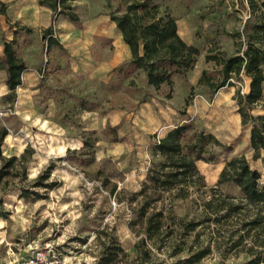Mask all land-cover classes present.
I'll list each match as a JSON object with an SVG mask.
<instances>
[{
  "label": "rangeland",
  "instance_id": "1",
  "mask_svg": "<svg viewBox=\"0 0 264 264\" xmlns=\"http://www.w3.org/2000/svg\"><path fill=\"white\" fill-rule=\"evenodd\" d=\"M154 1L170 12L175 7L180 18L187 15L186 21L196 28V47L204 59L208 51L227 55L219 50L228 44L224 34H235L231 37L237 47L255 22L264 19L258 12L246 17L248 13L242 11L245 0ZM4 3L5 15H0V127L7 129V135L1 151L4 156H19L29 145L34 154L26 164V180L19 182L16 178L3 196V206L10 214L0 217V264H22L30 248L45 247L57 253L62 264H184L188 256L204 246L207 233L204 227L183 232L184 222L200 218V199L195 200L199 198L195 189H189L190 197L180 199L173 197L180 193V186L168 192L150 180L163 162L154 152V144L149 147L144 168L139 170L143 173L141 179L127 181L128 173L137 170L136 152L125 146L130 136L118 135L109 126L100 133L87 127L97 122L100 114L115 108L128 105L134 110L136 100H144L149 92L168 99L171 86L150 89L137 98L135 94L140 90L136 89V75L132 74L135 67L130 60L109 71L99 67L105 57L101 48L106 47L99 33L116 30L105 0L69 1L78 15L75 22L64 14L54 15L38 0ZM47 27L58 44L47 46ZM226 27L232 28L230 33H224ZM74 32L87 34L89 44L84 45L85 39L71 40ZM242 33L243 39L237 37ZM12 39L28 77L24 87L8 97L2 45L3 40ZM59 40L79 44L71 50ZM205 71V77L180 105V124L188 125L181 145L185 149L200 131L211 133L230 150L220 152L207 144L218 155L216 161L204 162L209 169L243 154L259 171V184L264 185V152L250 147V124L241 126L233 99L236 88L245 93L246 78H232L234 86H228L232 93L218 94V90L210 92L205 82L221 80L220 67L212 62ZM248 111L252 116L264 115V96ZM103 139L118 144L117 148L125 139L126 149L119 158L106 152L97 158L96 142ZM78 141L81 145L76 147ZM49 164L53 165L49 180L55 185L47 190L33 189L36 195L20 197V187L30 186ZM200 172L207 186L215 184L216 177L210 179L208 171ZM219 188L225 194L239 195L231 186ZM195 232L202 233L200 242L194 239ZM246 261L242 253L222 255L211 249L192 264Z\"/></svg>",
  "mask_w": 264,
  "mask_h": 264
},
{
  "label": "trees",
  "instance_id": "2",
  "mask_svg": "<svg viewBox=\"0 0 264 264\" xmlns=\"http://www.w3.org/2000/svg\"><path fill=\"white\" fill-rule=\"evenodd\" d=\"M69 1L71 0H38V4L48 6L54 15L64 14L70 21H78V15L72 11ZM246 2L250 15L258 12L264 16V0ZM105 6L109 10V20L114 23L123 42L130 49V63L144 72L148 85L154 89H158L161 84L171 86L173 74L185 75L193 69L199 49L180 38L176 20L168 9L162 8L154 0H105ZM5 10L6 4L0 0V15H5ZM50 30L49 27L45 29L48 34L47 46L58 44V41L52 38ZM231 36L236 37L235 34ZM240 36L245 37V34H237V37ZM205 60L214 62L221 71V80H206L205 85L210 92H216L224 86H234L232 78L240 75L249 79L247 91L241 93L236 88L233 99L237 105L236 111L240 116L241 126L250 124V147L264 152V115L252 116L248 111L262 98L264 19L255 22L246 34V40L236 47L233 54L224 55L208 51ZM2 68L5 71L7 96H14L16 87L21 84V74L26 69V64L16 56L13 39L3 40ZM205 74L206 71L202 70L198 84ZM167 97H171V91ZM187 129L188 125L180 124L169 130L158 143H154V152L163 158V162L150 176V180L165 191L171 192L176 186H180V193L173 195L175 198L190 197L189 189L193 188L199 197L195 200L200 199V218L184 222L183 232L186 234L197 227H204L207 231L204 246L188 256L183 263L192 264L211 249H215L222 252V255L242 253L247 257L245 264H264V185L259 184V171L249 165L243 154L224 161L221 169V165L209 169L206 163L216 161L218 155L206 145L211 144L220 152L229 151V145L219 141L211 133L200 131L184 149L180 140ZM6 135L7 129L0 127L2 218L10 214L3 206V196L16 178L19 182L26 180V164L34 154L33 148L26 145L19 156H4L1 146ZM196 165L200 171H208L210 179H214L218 174L213 186L206 185L204 176ZM52 169V164L47 165L34 177L30 186L20 187L19 196L36 195L37 192L33 189H51L55 185L49 180ZM164 169L169 170L163 172ZM223 183L236 185L239 195L223 193L219 188ZM201 236L202 233L195 232L194 239L200 242ZM119 251L122 250L119 248Z\"/></svg>",
  "mask_w": 264,
  "mask_h": 264
},
{
  "label": "crops",
  "instance_id": "3",
  "mask_svg": "<svg viewBox=\"0 0 264 264\" xmlns=\"http://www.w3.org/2000/svg\"><path fill=\"white\" fill-rule=\"evenodd\" d=\"M1 1L7 2L8 0ZM171 9V13L176 20L177 33L180 38L185 43L196 46L198 42L196 41L194 35L196 28L192 27L191 23L186 21L187 15L180 18V11H178V9L175 7H172ZM242 11H248L246 0L242 5ZM231 29L226 27L224 29V33H230ZM99 36L102 38L100 42L106 46L104 49L101 48V53L105 56L104 59L99 62V67H101L102 70L109 71L110 69L117 67L120 63L126 60H131L130 49L123 42L121 34L117 28L113 32L99 33ZM224 36L228 40V44L226 48L221 47L219 50L225 51L227 55L233 54L236 47L234 46L232 37L227 34H224ZM88 38L89 36H87V34L76 32H74L73 36L70 37L71 40H87L84 45L89 44ZM59 43H63L64 46L71 50L74 49L77 44H79L77 42L74 44L70 42L66 43L60 40ZM208 65H212V61H206L204 58H201V55H198L196 57V62L193 69L188 74H173L171 76V97L163 100L158 94L154 95L152 92H149L150 89L154 88L147 84L144 72L141 69L134 68L132 74L136 75V79L134 80L137 84L136 89L140 90V92L138 91L135 95L137 98H141L145 92H149L147 97L144 100L137 99L136 106L133 108L134 110L129 109L130 107L126 105L125 108H115L114 110L100 114V116L97 118V122H90L89 125L88 122L86 123L88 128L97 129V133L103 132V130L109 126L118 135L128 134L130 136V142L127 144V138H125L126 140L122 139L124 141H121L122 144L120 145V148H117L119 146H117L118 144L116 143H110L104 139L98 140L96 142L97 158L104 156L105 152L107 155H114L116 158H119V155L125 151V146L127 148L128 146H131V149H134L136 152L135 154L137 163L134 168L137 170L136 172H131L130 174L128 173L126 180L131 182V180L137 181L141 179L143 173H141L139 170L144 168L150 145L154 144L153 141L155 138H162L169 130L180 125V105L185 101L187 95L195 88L201 71L205 70ZM27 74L28 73L25 69L21 74V84L16 87V91L19 88L24 87V79L28 77ZM244 77L246 78V92L248 89L249 79L246 76ZM131 78L134 79L133 77ZM163 85L165 84H161L159 87L161 88ZM228 88V86L220 88L218 90V94L223 92L231 94L232 92ZM262 96H264V86H262ZM79 145H81L80 141L77 142L76 147H79ZM119 149L120 152H118ZM229 186L234 188L236 193H240L239 188L232 183H223L220 185V187Z\"/></svg>",
  "mask_w": 264,
  "mask_h": 264
},
{
  "label": "built area",
  "instance_id": "4",
  "mask_svg": "<svg viewBox=\"0 0 264 264\" xmlns=\"http://www.w3.org/2000/svg\"><path fill=\"white\" fill-rule=\"evenodd\" d=\"M247 13L246 17L250 15L249 11ZM158 141L159 138H155L154 143ZM22 264H62V260L51 248H30Z\"/></svg>",
  "mask_w": 264,
  "mask_h": 264
}]
</instances>
